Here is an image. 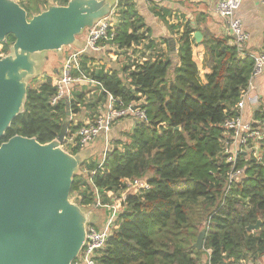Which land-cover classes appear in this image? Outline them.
Listing matches in <instances>:
<instances>
[{
    "label": "trees",
    "instance_id": "1",
    "mask_svg": "<svg viewBox=\"0 0 264 264\" xmlns=\"http://www.w3.org/2000/svg\"><path fill=\"white\" fill-rule=\"evenodd\" d=\"M36 6L32 1L23 6L29 19L42 11L41 5ZM118 8L120 21L108 47L130 49L146 39L140 32L144 25L133 0H120ZM197 26L186 25L175 63L157 57L131 62L112 74L92 73L118 106L145 100L142 107L147 115L146 120H136L126 142L120 141L121 148L106 152L102 166L103 156L96 157L73 179L72 200L86 208L96 207L98 196L109 204L107 193L121 196L128 181L148 184L117 204L118 225L98 264H203V256L210 264H247L264 258V167L253 159L246 161V177L226 195L229 166L221 155L224 123L238 113L235 107L248 87L254 60L242 57L228 40H210L205 34L201 45L210 55L207 65L212 72L204 83L192 50ZM14 42L10 35L0 43V58ZM55 80L47 76L43 83L37 78L31 81L24 111L0 143L23 136L46 144L58 137L70 117L66 101L50 104ZM79 112V102L71 101L70 113ZM255 119L264 121V109L255 112ZM67 125L69 136L82 123L71 120ZM80 151L78 146L71 153ZM84 168L89 174H84ZM259 220V231H247ZM203 228L207 229L205 246L198 251L194 244Z\"/></svg>",
    "mask_w": 264,
    "mask_h": 264
},
{
    "label": "water",
    "instance_id": "2",
    "mask_svg": "<svg viewBox=\"0 0 264 264\" xmlns=\"http://www.w3.org/2000/svg\"><path fill=\"white\" fill-rule=\"evenodd\" d=\"M119 1L51 3L29 19L16 0H0V43L10 35L15 38L10 52L0 58V142L24 111L31 81L41 75L47 53L61 57L65 48L83 49L85 31L110 15ZM202 37L194 34L197 43ZM67 132L65 124L46 144L23 136L0 143V264H73L83 250L97 214L74 202L71 189L91 156L89 149L76 154L64 150ZM261 226L259 220L247 231ZM206 235L207 229L199 233L198 251L204 249Z\"/></svg>",
    "mask_w": 264,
    "mask_h": 264
},
{
    "label": "built area",
    "instance_id": "3",
    "mask_svg": "<svg viewBox=\"0 0 264 264\" xmlns=\"http://www.w3.org/2000/svg\"><path fill=\"white\" fill-rule=\"evenodd\" d=\"M31 0H16L20 5L28 4ZM46 9L51 3L57 5L65 0H40ZM69 1V0H68ZM243 0H221L217 7V14L225 21L228 34L233 38L234 46L242 57L252 56L254 60L253 70L248 81V87L242 99L239 101L235 109L237 115L228 118L224 123L225 133L221 140V155L226 164L228 171L226 172L227 188L226 195L231 188L246 177V161L253 159L264 167V121L258 119L246 120L242 115L246 101L250 97V93L255 90V82L264 75V50L259 54L250 55L246 50V45L250 40V34L247 32L244 22L238 16V11L242 6ZM264 3V0H262ZM117 8V7H116ZM116 8L112 13L94 26L86 30L83 36L84 48L77 49L75 47L66 48L68 55L65 58L61 71L55 80L56 92L50 100L52 106H57L60 102L66 101L70 108L72 101L73 89L84 83L95 84L107 97L106 105L103 111L97 115L94 120L78 127L74 133L67 136L68 152L74 147H80L81 150L88 149L91 144L100 136L108 138L114 125L128 117L135 120H146V110L142 107L143 100L139 104H130L129 106L117 105V99L103 89L100 82L93 78L92 72L87 71L83 66V58L89 53L102 52L110 43L114 42L116 27L120 18L116 12ZM137 46V45H132ZM141 104V105H140ZM105 150L102 166L106 152ZM244 161L245 165L241 166ZM84 174H89L86 168L83 169ZM95 172H92L94 175ZM148 188L145 180L128 181V189L121 194L115 196L112 192L107 193L112 202L103 204L100 197H97L96 207L110 209L111 215L105 221L102 228L95 225L88 226L87 241L76 264H98V258L101 257L106 248L107 240L113 229L117 227V216L121 198H125L128 194H138L141 189ZM96 192L98 190L96 189Z\"/></svg>",
    "mask_w": 264,
    "mask_h": 264
},
{
    "label": "crops",
    "instance_id": "4",
    "mask_svg": "<svg viewBox=\"0 0 264 264\" xmlns=\"http://www.w3.org/2000/svg\"><path fill=\"white\" fill-rule=\"evenodd\" d=\"M220 1L221 0H133L137 14L141 18V23L144 25L140 32L145 33L146 39L140 44H137L136 47L132 46L130 49L118 50L116 47L110 48L107 46L102 52L89 53L83 58V66L87 71H91L95 74L101 71L105 74H112L114 70L120 71L123 69L124 65H129L125 64V61L129 63H143L147 60H151V58L154 60L160 57L164 60L169 58L175 63L178 51L181 47L180 39L183 36L186 25L191 24L192 26H197L198 24L201 30L197 29L192 34V38L194 39L192 50L194 52V59L200 68V77L202 81L206 83V74L212 71L207 65L210 55L201 45V43L205 41V34L207 35V39L213 40L212 38H215L217 41L222 39L228 40L229 45H234L233 38L228 34L225 21L217 14V7ZM51 2L53 1L51 0ZM118 11L119 8L117 6V14ZM238 16L242 18L245 28L250 34V40L246 45L247 52L250 55L261 53L264 50V3L262 0H243L242 6L238 11ZM196 32H200L203 36L200 43L195 41L194 34ZM81 39L83 40V37ZM111 51L114 53H110ZM126 56L127 58L124 60ZM120 76H122V73H120ZM94 85L95 84L84 83L73 89L71 96L72 101L79 102L81 110L79 115L70 113V121L78 119L75 121L86 124L94 120V118L103 111L107 102V97L104 96L103 98V92ZM80 95L83 96L81 100L78 98ZM261 109H264V75L256 80L255 90L250 93V97L245 103L242 115L244 119L252 120L255 119V112ZM76 116L78 118H76ZM135 123L136 120L132 117L118 121L112 128L108 138H105L108 145L112 139H116V137L122 138L125 131L128 130L127 133L131 132ZM108 145L106 146L108 147ZM107 147L105 150H107ZM108 148L111 149L113 146H109ZM94 157L96 158V156ZM95 158L91 156L87 163L96 160ZM110 215V209H100L96 216V223L99 221V225L95 223V226L102 228ZM262 260L263 258H260L255 262L256 264H262ZM203 264H210L207 260V256L206 260H203ZM249 264L255 263L250 261Z\"/></svg>",
    "mask_w": 264,
    "mask_h": 264
},
{
    "label": "rangeland",
    "instance_id": "5",
    "mask_svg": "<svg viewBox=\"0 0 264 264\" xmlns=\"http://www.w3.org/2000/svg\"><path fill=\"white\" fill-rule=\"evenodd\" d=\"M32 1V3H34L35 5H37V6H39L40 7V5H41V8H42V10L44 9V6L42 5V2L40 1V0H31ZM29 4H30V2L28 3V4H23L24 6H26L27 7V5L29 6ZM61 4H65V2H62ZM36 6V7H37ZM86 32V31H85ZM84 36V35H83ZM82 36V37H83ZM81 37V38H82ZM67 49L65 48L64 50H63V52H62V54H61V57L58 55V54H56L55 52H48L47 53V62H46V65H45V67H44V69L42 70V73H41V75L39 76V77H37V82L38 83H43V82H45V80H46V77L47 76H50V77H52V78H54V79H56L57 77H58V75H59V72L61 71V68H62V66H63V60H64V58L66 57V55H67ZM126 58H127V56L124 58V60H126ZM153 58H151V60H152ZM125 64H131V63H129V62H126L125 61ZM36 82V83H37ZM97 89H98V86L97 85H94ZM83 107V106H82ZM81 110V109H80ZM80 113V112H79ZM79 113H78V115H79ZM77 115V116H78ZM76 116V118H78ZM75 118V117H74ZM70 119H71V116H70ZM70 119L66 122V124H68V122L70 121ZM75 120H78V119H74V122H75V124L77 125L78 124V122H76ZM83 125V124H82ZM76 131V130H75ZM74 131V132H75ZM74 132H72V133H74ZM128 130L127 131H125V133L123 134V136H122V138L121 137H116V139L114 138V139H112V141H110L109 142V145H108V142H107V140L105 139V137L104 136H100V137H98L92 144H91V146H90V148H89V152H90V156H92V158H95L94 156H96L97 157V159H101V157L103 156L104 157V153H105V148L107 147L106 145H108V147L110 146H113V147H119V148H121V145L119 144L120 143V141H125L126 142V140H125V138L128 136ZM70 134H71V132H70ZM122 135V134H121ZM122 139V140H121ZM107 147V148H108ZM63 149L64 150H66V151H68V149L66 148V146H63ZM108 149H110V148H108ZM79 173H81V171L79 172ZM100 209H103V208H99V207H93V210H95L96 211V214L98 213V211L100 210ZM96 225H99V221L96 223ZM101 225V224H100ZM204 225H206V222H204ZM203 229H206V228H203ZM202 229V230H203ZM201 230V231H202ZM203 260H206V256H203ZM259 260V259H258ZM257 259H255V260H253L252 259V261L256 264V262L255 261H258ZM251 261V262H252ZM248 264L250 263L249 262V260H248V262H247ZM261 263L262 264H264V258H263V260L261 261Z\"/></svg>",
    "mask_w": 264,
    "mask_h": 264
}]
</instances>
